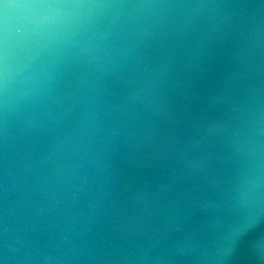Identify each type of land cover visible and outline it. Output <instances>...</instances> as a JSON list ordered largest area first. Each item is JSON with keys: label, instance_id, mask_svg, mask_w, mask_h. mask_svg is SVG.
I'll use <instances>...</instances> for the list:
<instances>
[{"label": "clouds", "instance_id": "9594fccd", "mask_svg": "<svg viewBox=\"0 0 264 264\" xmlns=\"http://www.w3.org/2000/svg\"><path fill=\"white\" fill-rule=\"evenodd\" d=\"M0 264H264V0H0Z\"/></svg>", "mask_w": 264, "mask_h": 264}]
</instances>
